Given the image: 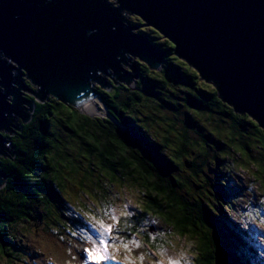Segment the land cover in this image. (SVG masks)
<instances>
[{
  "label": "trees",
  "instance_id": "1",
  "mask_svg": "<svg viewBox=\"0 0 264 264\" xmlns=\"http://www.w3.org/2000/svg\"><path fill=\"white\" fill-rule=\"evenodd\" d=\"M137 21L143 27L144 21ZM146 31L149 34L141 30L145 39L164 53L165 69L136 62L143 69L136 89L116 80L112 92L96 88L109 109V119L86 115L74 105L40 95L34 100L30 123L17 126L14 119L16 135L1 133L9 143L0 159V172L8 178L0 191V257L14 259L19 252L27 262L24 246L16 242L34 217L61 237L74 236L72 221L86 227L82 232L90 231L85 212L90 210L89 203L104 210L106 201L115 199L116 188L125 192L135 186L145 202L143 207L137 205V215L120 220L119 227H126L118 232L124 236L120 246L127 243L134 253L143 251L153 257L149 252L160 254L168 238L193 239L200 242L188 252L193 264H216L218 251L228 264H264V235L241 215L246 211L247 219L263 217L264 203H246L242 208L245 201L238 178V170L249 167L255 170V181L264 186V129L225 102L218 85L178 58L175 46L162 34ZM213 118H220V124L210 128L208 121ZM189 129L200 139L191 136ZM62 130L80 152L73 153L62 141ZM238 131L248 133V142L236 136ZM243 155L250 161L244 163ZM78 171L84 174L79 187L88 203L80 199L75 206L64 193L78 180ZM87 182L97 190H90ZM251 206L257 209L253 212ZM149 215L171 233L157 236L153 225L143 231V220ZM134 237L139 249L130 241Z\"/></svg>",
  "mask_w": 264,
  "mask_h": 264
},
{
  "label": "water",
  "instance_id": "2",
  "mask_svg": "<svg viewBox=\"0 0 264 264\" xmlns=\"http://www.w3.org/2000/svg\"><path fill=\"white\" fill-rule=\"evenodd\" d=\"M0 0V130L30 122L26 76L40 95L78 108L111 81L137 79L132 55L159 70L163 53L131 33L122 13L139 16L175 46V55L215 82L225 102L264 129V0ZM162 55V56H161ZM27 108V109H26ZM8 141L0 134V155ZM4 174L0 172V183ZM216 264H228L216 254Z\"/></svg>",
  "mask_w": 264,
  "mask_h": 264
},
{
  "label": "rangeland",
  "instance_id": "3",
  "mask_svg": "<svg viewBox=\"0 0 264 264\" xmlns=\"http://www.w3.org/2000/svg\"><path fill=\"white\" fill-rule=\"evenodd\" d=\"M107 2H108V4L112 5L113 8L119 7V3L116 0H108ZM122 16L124 17L126 26L128 28H131V33H133L136 36H140V37H143L145 39L146 37H144V34L141 33V30H143L145 33L149 34V31H146V30H149V29L152 30L153 29V28L147 27L145 24L146 22L142 23L143 27L145 26V28H147L146 30H145V28L143 29V27H138L139 23L137 20L138 19L142 20V19L137 15H132L128 11H124L122 13ZM132 16L134 18H136L137 20L132 19ZM133 20H135V22H136L135 24H132ZM131 24H132V26H137L138 28H133V27L129 26ZM153 48L158 50L160 53H163L156 46H153ZM163 57H164V53H163V56L160 57L159 64L161 66H160L158 71H162V69H165L164 65H162V62H161ZM140 61L141 60L137 57H134L132 55L128 56L127 62L134 67V69L137 73V79L133 78L132 79L133 83H131L130 85L127 84V86L132 88V89H136L137 85H139L138 80L140 78V75H141V72L143 69H142V67H140V69H141V71H140L139 67H137V65H136V62L137 63L143 62V61H141V62ZM104 79L106 80L107 83H110V85H109L110 89L108 91L112 92V90H113L112 81L109 79L108 76L104 77ZM21 81L23 82L24 86H25V81H26V84L29 85V88L31 89V90H29V89L23 90L21 92V96L24 98H27V100L29 99L30 100L29 103H34L35 102L34 100H38L36 97V94H35L36 92H39L38 86H36L33 83H31L30 81H28L26 76H23ZM118 82L122 83V84L123 83L126 84L124 81H118ZM93 86H94L93 88L95 90H96V88L101 87L98 83H94ZM48 96H50V94L46 95L45 97H48ZM92 99H96V100L100 99V101H101V103L99 105L100 106V113L98 115H95V116H93V115H90V116L103 118V119L104 118L109 119V117H110L109 109H108L107 105L104 103L103 99L101 97H98V96H95ZM86 103H84V104H86ZM83 105H81V107ZM34 106H35V103H34ZM32 111H33V109H32ZM82 111H83V109H82ZM83 113H86V112L83 111ZM28 114L30 116V115H32V112L28 111ZM16 118H18V117H16ZM16 118L14 117V119H16ZM213 119H214V121H208L210 124L209 125L210 128L212 126L215 127L217 125V123L220 124V122H219L220 118H213ZM18 120H20L21 123L20 124L18 123L17 126L24 124L20 118ZM31 120L32 119H30V121ZM193 121L198 122V118H194ZM194 124H196V123H194ZM180 128H181V126H180ZM11 129H12V131L15 130L12 127H11ZM189 130H190L191 136H193L196 139H200L199 136L195 135V133L193 132L192 129H189ZM0 132L6 134L8 137H12V136L14 137L16 135L15 131H14V134L11 132L5 131V130L0 131ZM60 135L62 137L61 138L62 141L69 145V147L73 153L80 152L79 145L71 140L72 138L67 134L66 131L62 130ZM236 136L237 137L239 136V138L248 142L247 141V137H248L247 132L238 131ZM6 140L9 141V139H6ZM252 147H254V146L252 145ZM9 148L11 150H14L13 145H10ZM258 155L259 154L255 155V156H258ZM1 158H2V155H0V159ZM81 161L84 163V161L82 159H81ZM249 161H250V159L243 155V162L245 163V162H249ZM214 169L218 171L220 168L215 166ZM187 173H189V172H187ZM238 173H239L238 178L240 180L241 190L243 192L241 199H243L245 201V203L244 202L241 203V207L243 208L244 206H247L246 203L251 204L253 202L255 205L264 203V186L262 187L261 183L259 181H255V179L253 178V175H256L255 170H252L251 168L247 167V168H245V170H238ZM83 175L84 174L82 171H78V174H77L78 183H77V181H75L72 184H70L72 186L68 187V190L66 191V193H64L65 197L67 199H69L70 202L75 206H77V204L80 202L79 201L80 199H82L86 204L88 203V200H86L85 195H83L80 192V187H79V181L82 180ZM86 184L90 185L89 186L90 190L92 189V187H94V185L93 184L91 185L89 182H87ZM7 185H8V178L4 177V179L1 180V183H0V191L2 189H5V187ZM114 192H115V199L109 198L106 201L107 207L104 208V210H102V208L99 207V205L93 206L92 203H89L90 204L89 205L90 210H89V212H87L85 210V212L88 214L89 219H90V221H89L90 231L82 232V229H86V227L78 226L77 222L72 221V223H70L71 224L70 226L73 229L75 228L74 236L64 234V237H61L60 233L57 230L48 228L44 223H41L36 217H34L33 222H31V224H29L28 229L23 230L19 234L20 237L18 236V239L16 242L18 245L24 246V252H25V257L27 258V262L20 259V256H24V255H20V253L18 252L15 254L16 257L14 259L13 258H6L4 255H2V257H0V264H89V263L95 264L94 262L87 260L86 253L84 251V249L92 247L93 241H98V239L100 238L97 229L92 227L93 223H95V221H93L91 219L92 217H95L96 220H103V222L105 224H112L113 225V231L108 237H106V239L108 240V243H109L108 252L112 256H114L115 259L102 261L101 264H168V260L170 258L173 260H178L180 262V264H186V263L191 264L192 259H193L191 257H193V255H189L188 252L189 251L193 252L194 249L196 248L195 246L197 245V243H200L199 241L197 242L193 239H191V240L187 239L184 242V240L181 241L179 239L174 240V239L168 238L169 243L168 244L165 243L167 245V247L163 246V248H161V250H163V254H161V251H160V254H158V255H156L154 252H149L150 255L153 257L145 255V252H143V251H141L142 253H134V251L131 250L130 246H129L130 250H126L123 246H120L121 241H122L121 237H124V236L120 235V233H118V232L120 230H124L126 228L124 226V224L122 227L121 226L119 227L120 220L123 218H126V217L134 216L135 214L137 215V212H138V209L136 208L137 205L140 207H143V203L145 201L143 199L142 194L137 191L135 186L129 187L127 190H125V192L116 188ZM125 206H127V208H125ZM251 209L254 212L257 208L251 206ZM125 210L128 211V213H129L128 216L122 215V213ZM252 210H250V211H252ZM246 214H247L246 211L241 212L242 219L244 220V222L247 224H252V226H253V228H255V230L257 229V230L261 231L264 235V212H263V217L260 215H257V216L252 215V218H248V219L245 217ZM113 215H115L117 217V221H113L111 219V217ZM252 219L254 221H256V223H253ZM258 219L262 220V222H260ZM143 222H144L142 225L143 231L147 230L149 226L153 225L155 230L153 229L152 233L157 235V236H158V233H162V234H165V233L170 234L171 233V230H169L168 228L166 229L158 220H154L150 215L147 218L145 217ZM129 226H131V225H129ZM133 228H134V226H133ZM255 230L252 229L251 233L252 234L255 233ZM68 236H70L69 240L66 238ZM82 237L85 238V240H86L85 243H82ZM168 237H170V236L168 235ZM137 238L141 239V237L138 235H137ZM135 239L136 238L134 237L132 240H130V239H127V240L136 241ZM263 240H264V238H263ZM145 246L148 247L147 243H145ZM139 247H140V245H139ZM139 247H137V249H139ZM223 247L226 250L230 249V247H227L226 245H223ZM122 249H124L125 251H122ZM141 257H142V259H141ZM112 260H114V261H112ZM192 264H193V262H192Z\"/></svg>",
  "mask_w": 264,
  "mask_h": 264
},
{
  "label": "snow or ice",
  "instance_id": "4",
  "mask_svg": "<svg viewBox=\"0 0 264 264\" xmlns=\"http://www.w3.org/2000/svg\"><path fill=\"white\" fill-rule=\"evenodd\" d=\"M125 208H127V206H125ZM122 215L128 216L129 213L127 210H125ZM91 219L95 221L92 227L97 229L100 238L98 239V241H93L92 247L84 249L87 260L95 262V264H101L102 261L115 259V257L108 252L109 243L106 239V237H108L112 233L113 225L105 224L103 220H96L95 217H92ZM111 219L113 221H117V217L115 215H113ZM131 243L136 244V246L139 247L138 242L131 241ZM123 247L126 250H130L127 243L123 244ZM161 254H163V250H161ZM168 264H180V262L178 260H173L170 258L168 260Z\"/></svg>",
  "mask_w": 264,
  "mask_h": 264
},
{
  "label": "bare ground",
  "instance_id": "5",
  "mask_svg": "<svg viewBox=\"0 0 264 264\" xmlns=\"http://www.w3.org/2000/svg\"><path fill=\"white\" fill-rule=\"evenodd\" d=\"M98 95H99L98 97H101L99 93H98ZM100 103H101L100 99H98V100L91 99L86 104H84L81 108L83 109L84 112L95 116V115H98L100 113V106H99Z\"/></svg>",
  "mask_w": 264,
  "mask_h": 264
},
{
  "label": "clouds",
  "instance_id": "6",
  "mask_svg": "<svg viewBox=\"0 0 264 264\" xmlns=\"http://www.w3.org/2000/svg\"><path fill=\"white\" fill-rule=\"evenodd\" d=\"M128 60V59H127ZM199 73V72H198ZM200 74V73H199ZM27 78V77H26ZM28 79V78H27ZM28 81H30L29 79H28ZM31 82V81H30ZM25 85H27L26 84V81H25ZM28 87V86H27ZM94 87V86H93ZM29 88V87H28ZM102 88V87H101ZM29 90H31L30 88H29ZM39 90V89H38ZM36 93H39V92H36ZM40 97V96H39ZM39 97H37V99H40ZM23 99H24V101L25 100H27V98H24L23 97ZM26 103H29V102H27V101H25ZM75 106V105H74ZM77 107V106H76ZM78 108V107H77ZM82 113H83V111H82V108L80 107V108H78ZM34 112H35V106H34V109H33V111H32V115H30V118L32 117L33 118V115H34ZM84 114H86V115H88L87 113H84ZM89 116H90V114H89ZM93 117V116H92ZM16 118V117H15ZM0 131H3V130H0ZM0 134H1V132H0ZM9 143V142H8ZM7 147H8V145H7Z\"/></svg>",
  "mask_w": 264,
  "mask_h": 264
},
{
  "label": "flooded vegetation",
  "instance_id": "7",
  "mask_svg": "<svg viewBox=\"0 0 264 264\" xmlns=\"http://www.w3.org/2000/svg\"><path fill=\"white\" fill-rule=\"evenodd\" d=\"M16 123H19V121L17 119H15Z\"/></svg>",
  "mask_w": 264,
  "mask_h": 264
}]
</instances>
